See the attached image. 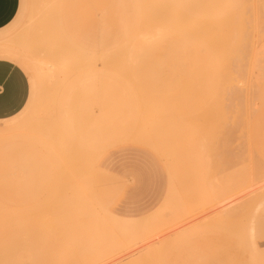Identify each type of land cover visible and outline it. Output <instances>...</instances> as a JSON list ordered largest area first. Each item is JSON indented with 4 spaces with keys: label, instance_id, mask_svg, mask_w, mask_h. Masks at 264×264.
<instances>
[{
    "label": "rangeland",
    "instance_id": "rangeland-1",
    "mask_svg": "<svg viewBox=\"0 0 264 264\" xmlns=\"http://www.w3.org/2000/svg\"><path fill=\"white\" fill-rule=\"evenodd\" d=\"M171 26L187 50L174 39L166 58L154 45ZM0 58L29 81L23 108L0 120V264H264L263 0H19ZM73 181L101 212L73 207ZM121 218L148 221L122 233Z\"/></svg>",
    "mask_w": 264,
    "mask_h": 264
},
{
    "label": "bare ground",
    "instance_id": "bare-ground-1",
    "mask_svg": "<svg viewBox=\"0 0 264 264\" xmlns=\"http://www.w3.org/2000/svg\"><path fill=\"white\" fill-rule=\"evenodd\" d=\"M142 3H143V2H142ZM143 5H144V4H142V5L140 4L139 7H138V9H139V8H140V9H141V8L143 9V10H141V11L139 10V11H140V12H139L140 14H141L143 11L146 12V10H147L145 7H144V8H145L146 10L142 7ZM140 6H141V7H140ZM148 7H149V6H148ZM149 9H150V10H153V9L150 8V7H149ZM145 12H143V13H145ZM151 13H152V11H151ZM145 15H146V13H145ZM139 16H140V18L142 19V15H139ZM143 16H144V15H143ZM149 16H150V14H149ZM150 17H151V21H149V22H152V25H153V26H154V23H156V22H159V24H160L161 21H159V19H158V14H157L156 12L153 13V14H151ZM144 20L147 21V20H149V18H148V19L145 18ZM140 21H141V20H140ZM141 22H142V21H141ZM174 23H176V22L174 21ZM141 24L143 25V23H141ZM157 25H158V24H157ZM161 25H162V24H160V26H161ZM155 26H156V25H155ZM144 27H145V26H144ZM156 28H157V30H158V29L161 28V27L158 28V26H157ZM148 29H149V28H148ZM175 29H176V28H175ZM177 29H178V28H177ZM161 30H162V28H161ZM172 30H173V27L171 26V30L168 32L169 34H168L165 30L162 32L163 35H162V39H161V44H160L159 40L157 41V43L154 41V42H155V45H154V46H155L157 49H159L160 51H163L162 54H165V53L168 54V55L165 54L167 57H166V56H164V57H166V58L169 57L170 52L173 53V52H174L173 50H174V49H177V47H174V46H175V45H174V39H176V40L179 42V43H178V45H179L178 48H179V50H180L181 52L187 50L186 47H185V48L183 47V44H182V40H181V36H180V34L178 33V34L176 35L175 32H172ZM179 30H180V29H179ZM181 31H182V29H181ZM157 32H159V31H157ZM140 34H141V33H140ZM140 34H139V35H140ZM143 34H144V33L142 32V35H141V36L144 37ZM153 34H154V33H153ZM139 35H138V37H140ZM156 35H157V34H156ZM182 35H185V33H183ZM148 36H149V35H148ZM167 37H168V38H167ZM185 37H186V36H185ZM149 38H150V37H149ZM149 38L145 37V38H143V39H144V40H143L142 37H141V40H143L144 44L147 45V46H145V47H147V48L149 47L150 44L148 45V44H146L145 42H147V41L149 40ZM150 40H151V39H150ZM134 41H135V40H134ZM135 42H136V41H135ZM135 42H134V43H135ZM139 42H140L141 44H140ZM149 42H150V41H149ZM131 43H133V41H132ZM137 43H139V45H141L142 48H145V47H143L144 44L142 45V41L139 40ZM175 43H176V42H175ZM135 44H136V43H135ZM135 44H133V45H135ZM159 44H160V45H159ZM180 44H181V47H180ZM137 45H138V44H136L135 46H137ZM135 46H134V47H135ZM154 46H153V47H154ZM158 46H159V47H158ZM128 47H129V46H128ZM128 47H127L126 49L124 48V50H126V51H125L126 53H127V51H128V54H129V50L132 49V48L130 47V48L128 49ZM155 47H154V48H155ZM160 47H161V48H160ZM172 47H174V48H172ZM136 48H138V47H136ZM136 48H134V49L136 50ZM127 49H128V50H127ZM134 49H132V50H134ZM171 49H173V50L171 51ZM132 50H130V51H132ZM135 50H134L132 53H134ZM137 50H138V49H137ZM175 51H176V50H175ZM138 52H139V51H138ZM167 52H168V53H167ZM126 53H125V54H126ZM135 53H136V52H135ZM174 53H175V54H178V53H180V52L176 51V52H174ZM174 53H173V56H174ZM178 55H179V54H178ZM214 55H215V54H214ZM92 56H94V55H93V54H89V53H85V58H87V61H88L89 59H92ZM170 57H172V54L170 55ZM212 57H213V55H212ZM172 58H173V57H172ZM216 58H217V57H216ZM213 59H214V57H213ZM165 60H166V59H165ZM168 61H169V59H168L166 62L168 63ZM171 61H172V60H170V62H169L170 65L173 64V63L171 64ZM209 61H212V60H210V59H209V60H206V63H209ZM172 62H173V61H172ZM169 64H168V65H169ZM196 64H197V63H196ZM211 64H212V63H211ZM92 65H93V63H92ZM166 65H167V64H166ZM203 65H204V64H203ZM212 65H213V64H212ZM212 65H211V67H212ZM214 65H218V63L215 64V62H214ZM199 66H201V65L199 64ZM199 66H198V68H199ZM206 66H208V65H206ZM219 66H220V65H219ZM219 66H218L217 68H219ZM228 66H229V65H228ZM196 67H197V66H196ZM196 67L194 66L195 70L198 71ZM209 67H210V63H209ZM214 67H215V66H214ZM214 67H213V68H214ZM89 68H90V67H89ZM91 68H92V67H91ZM220 68H221V67H220ZM229 68H230V66H229ZM231 68H233V67H231ZM210 69H211V68H210ZM224 69H225V68H224ZM167 70H170V69L168 68ZM167 70H166V71H167ZM201 70H203L202 67H201ZM219 70H220V69H219ZM221 70H222V69H221ZM192 71H194V69H192L191 72H192ZM216 71H217V70H216ZM223 71H224V70H223ZM203 72H204V70H203ZM208 72H209V71H208ZM220 72H221V71H220ZM188 73H189V72H188ZM190 74H191V73H190ZM190 74H189V75H190ZM191 75H192V74H191ZM193 75H194V74H193ZM167 76H168V75H167ZM221 77H222V76H221ZM235 77H236V76H235ZM235 77H234V78H235ZM212 78H213V77H212ZM227 78H228V77H227ZM227 78H226V79H227ZM230 78H231V77H230ZM189 79H190V78H189ZM193 79H194V78H193ZM228 79H229V78H228ZM206 80H207V79H205V81H206ZM188 81H190V80H188ZM194 81H196V80H194ZM194 81H192V83H194ZM202 81H203V80H202ZM207 81H208V80H207ZM209 81H210V80H209ZM209 81H208V84L206 85V87H207L208 89H210V87L213 85V84H212V85H210V87H209ZM213 81H214V80H213ZM217 81H218V80H217ZM237 82H238V79H237ZM239 82H240V81H239ZM188 83H189V82H188ZM190 83H191V81H190ZM190 83H189V84H190ZM202 83H203V82H202ZM202 83H201V84H202ZM199 84H200V83H199ZM219 84H220V82H219ZM224 84H225V83H224ZM187 86H188V85H187ZM189 86H190V85H189ZM197 86H200V85H197ZM202 86H203V85H202ZM202 86H201V89H202ZM213 86H214V85H213ZM217 86H218V85H217ZM221 86H222V85H221ZM203 87H204V86H203ZM206 87H205V88H206ZM166 88H168V87H166ZM199 88H200V87H199ZM164 89H165V88H164ZM203 89H204V88H203ZM166 90H167V89H166ZM187 93H188V91H187ZM189 93H190V92H189ZM189 93H188V94H189ZM191 93H192V92H191ZM196 93H197V92H196ZM228 93H229V92H228ZM163 94H164V93H163ZM202 94H203V93H200V95H202ZM232 94H233V93H232ZM235 94H236V93H235ZM167 95H168V94H167ZM167 95H166V96H167ZM205 95H206V94H205ZM224 95H225V94H224ZM147 96H148V95H147ZM154 96H155V95H154ZM217 96H218V95H217ZM220 96H221V95H220ZM242 96H243V95H242ZM152 97H153V96H152ZM206 97H207V96H206ZM165 98H166V97H165ZM207 98H208V97H207ZM158 99H159V98H158ZM192 99H194V98L192 97ZM218 99H219V98H218ZM152 100H153V99H152ZM163 100H164V99H163ZM201 100H205V99H201ZM209 100H211V99H209ZM196 101H198V100H196ZM192 102H193V100H192ZM209 102H210V101H209ZM188 103H189V101H188ZM190 103H191V102H190ZM193 103H195V102H193ZM210 103H211V102H210ZM212 104H213V103H212ZM196 105H197V104H196ZM194 106H195V105H194ZM210 106H211V105H210ZM215 106H216V105H215ZM235 108H236V107H235ZM211 109H212V108H211ZM193 110H194V109H193ZM195 110H196V108H195ZM191 111H192V110H191ZM235 111H237V110H235ZM231 112H232V111H231ZM231 112H230V113H231ZM232 113H234V114L232 115V116L234 117V115H235L236 112H232ZM193 114H194V113H193ZM211 114H212V113H211ZM184 115H185V114H184ZM229 115H230V114H229ZM195 116H196V115H195ZM214 116H215V115H214ZM233 117H232V118H233ZM184 118H185V117H184ZM193 118H194V117H193ZM195 118H196V117H195ZM211 118H212V117H211ZM229 118H230V117H229ZM243 118H244V116H243ZM246 118H247V116H246ZM246 118H245V119H246ZM189 119H190V118H189ZM210 120H212V119H210ZM186 121H187V120H186ZM186 121H185V123H186ZM194 121H195V120H194ZM189 122H190V120H189ZM210 122H211V121H210ZM210 122H209V123H210ZM245 122H246V120L244 121V123H245ZM183 123H184V121H183ZM195 123H196V122H195ZM242 123H243V121H242ZM188 124H189V123H188ZM191 124H192V123H191ZM242 125H243V124H242ZM194 126H195V125H194ZM189 127H190V126H189ZM182 128H183V125H182ZM184 128H185V126H184ZM2 130H3V129H2ZM8 130H9V129H8ZM185 130H186V129H185ZM185 130H184V131H185ZM213 130H214V129H213ZM4 131H5V130H4ZM6 131H7V130H6ZM9 131H10V130H9ZM11 131H12V130H11ZM186 131H187V130H186ZM188 131H189V130H188ZM207 132H208V131H207ZM1 133H2V131H1ZM1 133H0V134H1ZM4 133H5V132H4ZM10 133H11V132H10ZM10 133H9V134H10ZM214 133H215V132H214ZM182 134H184V133H182ZM193 134H194V133H193ZM186 135H188V134H186ZM191 135H192V132H191ZM0 136H1V135H0ZM2 136H3V135H2ZM12 136H13V135H12ZM184 136H185V134H184ZM184 136H183V137H184ZM188 136H190V135H188ZM185 137H186V136H185ZM185 137H184V138H185ZM208 137H209V136H208ZM188 138H189V137H188ZM190 138H191V137H190ZM3 139H4V138H3ZM185 139H186V138H185ZM185 139H184V141H182V142H184V145H185ZM194 139H195V138H194ZM188 140H190V139H188ZM190 141H191V140H190ZM193 141H194V140H193ZM193 141H192V144L194 143ZM186 142H188L187 139H186ZM196 142H197V141H196ZM196 142H195V143H196ZM182 144H183V143H182ZM192 144H190V145H192ZM198 144H199V143H198ZM184 145H183V147H184ZM186 145H187V144H186ZM186 145H185V148L187 147L186 149L189 150V149H188L189 146H186ZM193 145H195V144H193ZM190 147H191V146H190ZM197 147H198V146H197ZM199 147H200V146H199ZM200 148H201V147H200ZM164 149H165V148H164ZM168 150H169V149H168ZM168 150H167V151H168ZM183 150H185V149L183 148ZM187 150H186V153H185L186 155H185V156H184V154H182V153H183L182 151H178V152L175 151L176 153H179V154H176V153H175V155L173 154V153H174L173 150H170L171 152H170V151H168V152H170V155L174 156V158H175L174 160H176V163H177V161L179 160V158L183 157V158H181V159L179 160V162L181 163V162H183V160H184V162L187 161V160H185V157H186L187 154H188ZM194 150H195V149H194ZM196 150H197V149H196ZM212 150H213V148H212ZM34 152H35V151H34ZM180 152H181V153H180ZM184 152H185V151H184ZM171 153H172V154H171ZM190 153H191V151H190ZM192 153H193V150H192ZM80 154H81V156H82L83 158H82V157H79L77 160H79V163H80V165H81L80 168L83 169L84 167H87L86 164H88L89 161H90V159H89V161H88V158L90 157V153H86V151H85V155H86L85 158H86L87 160L84 159V156H83L82 153H78L77 156H80ZM181 154H182V156H181ZM170 155H169V156H170ZM188 155H189V154H188ZM191 155H192V154H191ZM191 155H190V156H191ZM74 156H75V157H74ZM74 156L71 157L72 159L74 158L73 160L76 159V155H74ZM87 156H88V157H87ZM251 156H252V155H251ZM68 158L70 159L69 156H68ZM81 158H82L83 160H82ZM171 158H173V157H171ZM72 159H70V160H72ZM80 159H81V161H80ZM161 159H162V158H161ZM177 159H178V160H177ZM187 159H189V158H187ZM62 160H64V159H62ZM62 160H61V161H62ZM73 160H72V161H73ZM85 160L88 161V162H86ZM162 160H163V159H162ZM189 160H190V159H189ZM168 161H170V159H169ZM172 161H173V159H172ZM62 162H63V161H62ZM62 162H60V163H62ZM75 162H76V160H75ZM77 162H78V161H77ZM81 162H82V164H81ZM173 162L175 163V161H173ZM179 162L177 163V165H178L177 168H180V167H179ZM190 162H191V161H190ZM53 163H54V162H53ZM63 163H65V162H63ZM66 163H67V162H66ZM188 163H189V162H188ZM201 163H202V162H201ZM54 164H55V163H54ZM68 164H69V163H68ZM77 164H78V163H77ZM84 164H85V165H84ZM196 164H197V163H196ZM52 165H53V164H52ZM52 165H51V166H52ZM55 165H57V164H55ZM62 165H63V164H62ZM62 165H61V166H62ZM69 165H70V164H69ZM73 165H76V163L73 164ZM73 165H71V166L73 167ZM82 165H83V166H82ZM174 165H175V164H174ZM183 165H186V164H182V166H183ZM189 165H190V164H189ZM189 165H187V166H189ZM51 166H50V168H51ZM59 166H60V165H59ZM64 166L67 167L68 172H71V171H72V170H71V169H72L71 166H66L65 164H64ZM182 166H181V168H182ZM187 166H186V167H187ZM192 166H195V165L192 164ZM196 166H197V165H196ZM204 166H205V165H204ZM55 167H57V166H55ZM55 167H54V168H55ZM68 167H71V169H69ZM75 167H77V165H76ZM75 167H74V168H75ZM35 168H36V167H35ZM57 168H58V167H57ZM59 168H60V167H59ZM63 168H64V167H63ZM74 168H73V169H74ZM80 168H79V169H80ZM184 168H185V166H184ZM191 168H192V167L189 166V169H191ZM195 168H196V167H195ZM200 168H201V167H200ZM51 169H52V168H51ZM55 169H56V168H55ZM65 169H66V168H65ZM65 169H62L61 171H64ZM67 169H66V170H67ZM79 169H78V170H79ZM186 169H188V168H186ZM189 169H188V170H189ZM196 169H197V168H196ZM204 169H205V168H204ZM52 170H53V169H52ZM69 170H71V171H69ZM75 170H77V169H74L73 172H76V174L73 173V172H71V173H73V175L75 174V176H70V175H71L70 173H69V174H70L69 176L71 177V180L74 179V177H77V178H75V180L77 181V179H78V182H79V181H81V180L79 179L80 176H79V174H78L80 171L77 172V171H75ZM171 170H172V169H171ZM175 170H176V169H175ZM191 170H192V169H191ZM198 170H199V169H198ZM198 170H197V171H198ZM213 170H214V169H213ZM237 170H238V169H237ZM12 171H13V170H12ZM50 171H51V170H49V172H50ZM53 171H54V170H53ZM59 171H60V169H59ZM176 171H177V170H176ZM199 171H200V170H199ZM205 171H206V170H205ZM210 171H211V170H210ZM31 172H32V169H31ZM33 172L36 173V170H33ZM171 172H172V171H171ZM50 173H52V172H50ZM57 173H58V171H57ZM57 173H56V175H57ZM59 173H61V172H59ZM66 173H67V172H66ZM66 173H65V174L63 173V174L66 176ZM83 173H84V172H83ZM174 173H175V172H174ZM250 173H251V172H250ZM49 175H50V174H49ZM52 175H55V174H51L50 176H52ZM59 175H60V174H58V177H60ZM76 175H77V176H76ZM199 175H200V174H199ZM61 176H63V175L61 174ZM67 176H68V175H67ZM175 176H176V175H175ZM202 176H203V175H202ZM208 176H210V175L208 174ZM55 177H57V176H55ZM210 177H211V176H210ZM66 178H68V177H66ZM224 178H225V177H224ZM69 179H70V178H69ZM177 179H178V177H177ZM63 180H65V177H64ZM172 180H173V179H172ZM179 180H180V178H179ZM206 180H207V179H206ZM209 180H210V179H209ZM211 180H212V178H211ZM51 181H52V180H51ZM56 181L58 182L59 180H56ZM56 181L53 180V182L57 183ZM68 181H69V180H68ZM76 181H73L74 183L72 182L71 184L69 183V186L67 185L68 187H70L71 185H73L72 187H70L71 190H70V188H69V189L66 188V190H70L72 193H69L70 196L65 195V197L67 196V198H68L69 201H70V200H71V201H73V200H74V201H77V203H76L73 207H75L77 204H79L78 206H80V209H82V208H81V205H82V207H83V205H84V207H83V208H84L83 211H85V210H89V211L93 212L92 210H94V212H96L97 209L95 210V209H92V208H91V207H94V206L96 205L95 203H94L95 205H94V204H93V205H90V203L88 204V205L91 206V207H90L91 209H89V207H87L88 205H87V203L84 202V199H85V201H87V202H88V199H86V198L83 199V198L81 197L82 194L78 191V190H79V189H78L79 186L77 187V185H76V183H75ZM204 181H205V180H204ZM61 182H63V181H61ZM78 182H77V184L80 183V182H79V183H78ZM177 182H178V181H177ZM177 182H175V183H177ZM212 182H213V181H212ZM214 182H215V180H214ZM59 183H60V181L58 182V184H59ZM81 183H82V182H81ZM175 183H174V184H175ZM178 183H179V182H178ZM180 183H181V182H180ZM205 183H207V182H205ZM53 184H54V183H52V185H53ZM58 184H56V186H58ZM60 184H61V183H60ZM212 184H214V183H212ZM216 184H217V183H216ZM75 185H76V187H75ZM176 185H177V184H176ZM179 185H180V184H179ZM179 185H178L177 187H179ZM181 185H182V186H181L182 189H181V190H178V188H177L176 190L179 191V192L182 191V193H179V192L177 193V192H176V194L173 195L172 198H173V197L175 198L176 195L178 196L179 194L182 195V194L185 192L184 189H183L184 184H181ZM202 185H204V184H202ZM214 185H215V184H214ZM53 186H55V184H54ZM65 186H66V185H65ZM207 186H208V185H207ZM212 186H213V185H212ZM73 187H75V188H73ZM181 187H179V188H181ZM54 188H56V187H54ZM59 188H60V187H59ZM72 188H73V189H72ZM76 188H77L78 190H77ZM213 188H214V187H213ZM32 189H33V188H32ZM52 189H53V188H52ZM61 189H62V186H61ZM74 189L77 190V192H76L77 194L75 193ZM214 189H215V188H214ZM56 190H57V189H56ZM59 190H60V189H59ZM27 191H29V190H26V191H25V195H27V194H26ZM31 191H32V190H30V193H31ZM54 191H55V189H54ZM70 191H69V192H70ZM73 191H74V193L77 195V197L75 196L76 199H75L74 196H72ZM208 191H209V190H208ZM212 191H213V190H212ZM63 192L65 193V191H63ZM63 192H62V194H63ZM79 193H80V195H79ZM23 194H24V193H23ZM23 194H22V195H23ZM66 194H68V193H66ZM69 194H68V195H69ZM87 194H88V193H87ZM184 194H185V193H184ZM18 195H19V194H18ZM22 195H21V196H22ZM28 195L31 196V195L29 194V192H28ZM34 195H36V194H33V192H32V198H31V199L36 198V196H34ZM85 195H86V193H85ZM13 196H15V195H13ZM78 196H79V197H78ZM182 196H183V195H182ZM182 196H181V197H182ZM17 197H18V196H17ZM65 197H64V200H61V201H65V199L67 200V198H65ZM72 197H74V198H72ZM80 197H81V199H80ZM86 197H87V196H86ZM170 197H171V196H170ZM23 198H24V197H23ZM61 198L63 199V196H62ZM87 198H89V197H87ZM18 199H19V197H18ZM20 199H22V198H20ZM31 199H30V200H31ZM82 199H83V200H82ZM175 199H176V200H177V199L179 200L180 197L178 196V197H176ZM10 200H11V199L9 198V201H10ZM15 200H17V199L15 198ZM33 200H34V199H33ZM33 200H32V201H33ZM54 200H55V199H54ZM90 200H91V199H90ZM173 200H174V199H173ZM38 201H39V200H38ZM40 201H41V199H40ZM51 201H52V200H51ZM51 201H50L49 203H51ZM55 201H56V200H55ZM74 201L72 202V204L75 203ZM81 201H82L83 203H81ZM96 201H97V200H96ZM21 202H23V200H22ZM28 202H29V201H28ZM52 202H53V201H52ZM90 202H91V201H90ZM93 202H94V201H93ZM11 203H13V201H11ZM18 203L20 204V200H19V202H17V204H18ZM24 203H25V202H24ZM36 203H37V200H36ZM40 203H41V202H40ZM58 203H59V202H58ZM15 204H16V203H15ZM37 204H39V203H37ZM37 204H36V206H37ZM41 204H42V203H41ZM44 204H45V203H44ZM53 204H55V203H53ZM64 204L67 205V204H69V203H67V204H66V203H63V205H64ZM72 204H71V205H72ZM91 204H92V203H91ZM20 205H21V204H20ZM39 205H40V204H39ZM42 205H43V204H42ZM46 205H47V204H46ZM55 205H57V204H55ZM63 205H61V207H64ZM71 205H70V206H71ZM24 206H25V204H24ZM34 206H35V205H33V208H34ZM51 206H53V205L51 204ZM78 206L76 207L77 210L79 209ZM96 206L98 207L99 205L97 204ZM19 207H20V206H19ZM19 207H18V206H17V207L14 206L15 209H16V208H19ZM27 207H28V206H27ZM31 207H32V206H31ZM31 207H30V209H31ZM38 207H39V210L43 208V207L41 208L40 206H38ZM38 207H37V209H38ZM45 207H46V206H44V208H45ZM14 208L11 207L10 209H13V211H15ZM21 208H22V206H21L19 209L21 210ZM67 208H69V207L67 206ZM67 208H66V206H65V209H64V210H67V211H68ZM70 208H72V207H70ZM85 208H87V209H85ZM24 209H25V207H24ZM24 209H22V210H24ZM27 209H28V208H27ZM27 209H26V210H27ZM30 209H29V210H30ZM37 209H35V210H37ZM45 209H46V208H45ZM59 209H60V208H59ZM80 209H79V210H80ZM20 210H19V212H20ZM26 210H25V211H26ZM42 210H44V209H42ZM79 210H78V211H79ZM99 210H100V209H99ZM99 210H98V211H99ZM10 211H11V210H10ZM27 211H28V210H27ZM31 211H33V210H31ZM62 211H63V209H62L61 211H59V213L62 212ZM70 211L72 212L71 209H70ZM81 211H82V210H81ZM98 211H97V212H98ZM37 212H40V211H37ZM47 212H48V211H47ZM63 212L65 213V211H63ZM68 212H69V211H68ZM99 212H101V211H99ZM15 213H16V212H15ZM23 213H24V211H23L22 213H19V214L22 215ZM28 213H30V212H28ZM31 213H32V212H31ZM31 213H30V215H31ZM45 213H46V212H45ZM49 213H50V212H49ZM66 213H67V212H66ZM69 213H70V212H69ZM74 213H75V212H74ZM74 213H72V214L74 215ZM79 213H80V211H79ZM87 213H88V211H87ZM19 214H18V215H19ZM24 214H25V213H24ZM33 214H34V212H33ZM41 214H44V213L41 212ZM52 214H53V213H52ZM60 214H61V213H60ZM62 214H63V213H62ZM83 214H84V213H82V215H83ZM89 214H90V212H89ZM92 214H94V213H92ZM35 215H36V214H35ZM35 215H34V216H35ZM44 215H45V214H44ZM68 215H69V214H67V216H68ZM82 215H81V216H82ZM84 215L86 216V212H85ZM15 216H16V215H15ZM22 216H24V215H22ZM25 216H26V215H25ZM25 216H24V217H25ZM36 216H38V214H37ZM36 216H35V218H36ZM45 216H46V215H45ZM53 216H55V215H53ZM62 216H63V215H62ZM62 216H61V217H62ZM77 216H79V215H77ZM92 216H93V215H92ZM94 216H95V215H94ZM13 217H14V216H13ZM16 217H17V216H16ZM16 217H14V219H15ZM20 217H21V216H20ZM27 217H28V216H27ZM32 217H33V216H32ZM39 217H40V216H39ZM63 217H65V214H64ZM71 217H72V216H71ZM73 217H74V216H73ZM107 217H108V216H107ZM198 217H199V216H198ZM198 217H196V218H198ZM18 218H19V217H18ZM35 218H34V219H35ZM75 218H76V216H75ZM87 218H88V220L90 219V217H87ZM91 218H92V217H91ZM108 218H109V217H108ZM19 219H20V218H19ZM19 219H18V222L20 221ZM31 219H32V218H31ZM44 219H46V218L44 217ZM49 219H50V217H49ZM79 219H80V218H79ZM94 219H96V218H94ZM113 219H114V218H113ZM123 219H124V218H123ZM123 219L121 218L120 220L122 221ZM199 219H200V218H199ZM16 220H17V218H16ZM24 220H25V219H24ZM29 220H30V219H29ZM29 220H28V221H29ZM39 220H40V219H39ZM39 220H36V221H39ZM46 220H47V219H46ZM59 220H60V223H61L62 218L59 219ZM69 220L72 221V219H69ZM73 220H74V218H73ZM76 220H77V218H76ZM81 220H82V219H81ZM103 220H106V218H104ZM118 220H119V219H118ZM41 221H42V219H41ZM63 221L65 222L64 219H63ZM71 221H69V222H71ZM85 221H86V220H85ZM94 221H96V220H94ZM107 221H108V220H107ZM107 221H106V222H107ZM113 221H114V220H112L111 222H113ZM129 221H130V219H129ZM129 221H128V222H126V220H123V221H122V222H124V223H122V224H123V226H125V227H123L122 224L119 223V221L116 223L117 225H115V223H114L115 221H114V222L112 223V224H114V225L107 224L108 226H107V225H106V226L108 227V230H110V229H109V226L111 225V227L116 226V227H114V228H115V229H118L117 232H118V231H119V232H122V233H123V231H124V232H131V231H134L135 229L137 230V229L139 228V227H137V226H136L137 228H133L132 226H135V225L141 224V223H143L142 221L146 222V221H148V220H147V219H146V220H141V221H139V222H138V221H136V222H135V221H134V222L130 221L131 225H129ZM11 222H14V221H10V223H11ZM16 222H17V221H15V223H13V224H17ZM25 222H27V221H25ZM25 222H24V223H25ZM43 222H44V221H43ZM76 222H77V221H76ZM99 222L101 223V224H100V223H99V224L104 228L103 225L106 224V223L103 222V225H102V222H101V221H99ZM10 223L8 224L9 226H10ZM22 223H23V222H22ZM24 223H23V224H24ZM45 223H46V222H45ZM51 223H53V222H51ZM55 223H56V222H55ZM57 223L59 224V222H57ZM57 223H56V224H57ZM65 223H66V222H65ZM108 223H109V221H108ZM118 223H119V224H118ZM134 223H137V224L134 225ZM37 224H38V222H37ZM46 224H47V223H46ZM49 224H50V223H49ZM49 224H48V225H49ZM62 224H63V223H62ZM67 224H68V223H67ZM81 224H83V223H81ZM124 224H125V225H124ZM132 224H133V225H132ZM144 224H145V223H144ZM34 225H35V224H34ZM39 225H40V224H39ZM43 225H44V224H43ZM53 225H54V224H53ZM64 225H65V224H64ZM118 225H120V226H122V227H120V229H119V228H118V227H119ZM128 225H129V227H128ZM142 225H143V224H142ZM9 226H8V227H9ZM12 226H13V225H12ZM30 226H31V225H30ZM40 226H41V225H40ZM60 226H61V225H60ZM65 226H66V225H65ZM68 226H69V225H68ZM70 226H72V224H71ZM74 226H75V225H74ZM78 226H79V225H78ZM126 226H127L128 228H126ZM54 227H55V226H54ZM107 227H106V229H107ZM131 227H132V229H131ZM142 227H143V226H142ZM13 228H14V227H13ZM29 228H30V227H29ZM39 228H40V227H39ZM114 228H111V229H113L112 231L115 230ZM124 228H126V230H125ZM129 228H130L131 230H130ZM140 228H141V225H140ZM32 229H33V228H32ZM127 229H129L130 231L127 230ZM15 230H16V229H15ZM19 230H20V229H19ZM15 232H16V231H15ZM114 232H115V231H114ZM28 237H29V236H28ZM20 243H21V242H20ZM154 264H156V263H154ZM157 264H163V262H162V263H157Z\"/></svg>",
    "mask_w": 264,
    "mask_h": 264
},
{
    "label": "crops",
    "instance_id": "crops-1",
    "mask_svg": "<svg viewBox=\"0 0 264 264\" xmlns=\"http://www.w3.org/2000/svg\"><path fill=\"white\" fill-rule=\"evenodd\" d=\"M18 8L19 0H0V21L6 22L0 26V30L11 23ZM28 96L29 81L24 70L0 58V120L17 114L27 102Z\"/></svg>",
    "mask_w": 264,
    "mask_h": 264
},
{
    "label": "snow or ice",
    "instance_id": "snow-or-ice-1",
    "mask_svg": "<svg viewBox=\"0 0 264 264\" xmlns=\"http://www.w3.org/2000/svg\"><path fill=\"white\" fill-rule=\"evenodd\" d=\"M6 23L5 21H0V26H3V24Z\"/></svg>",
    "mask_w": 264,
    "mask_h": 264
}]
</instances>
